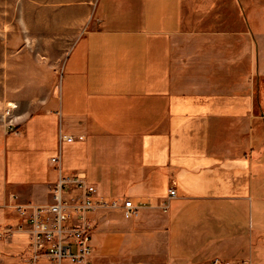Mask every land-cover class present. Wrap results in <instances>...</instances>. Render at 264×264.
<instances>
[{"label": "crops", "instance_id": "1", "mask_svg": "<svg viewBox=\"0 0 264 264\" xmlns=\"http://www.w3.org/2000/svg\"><path fill=\"white\" fill-rule=\"evenodd\" d=\"M195 1L70 4L76 22L89 6V27L57 93L18 128L0 123V207L50 201L59 174L83 171L137 206L90 212L91 264H264V25L228 45ZM13 235L0 249L21 247Z\"/></svg>", "mask_w": 264, "mask_h": 264}, {"label": "rangeland", "instance_id": "2", "mask_svg": "<svg viewBox=\"0 0 264 264\" xmlns=\"http://www.w3.org/2000/svg\"><path fill=\"white\" fill-rule=\"evenodd\" d=\"M91 0H0V123L18 128L22 117L41 111L57 93L60 64L71 42L89 27L90 9L79 12V22L68 11L77 2ZM206 15L216 16L215 28L225 30L226 44H235L233 32L254 31L264 25V0H208L201 5ZM214 19V18H213ZM228 60H236L229 53ZM50 96V97H49ZM4 157V156H3ZM0 162V182L11 179L12 160ZM16 197L14 198V200ZM17 202V201H15ZM25 231L13 205L0 207V241ZM27 242L14 251L0 249V264H21L19 255Z\"/></svg>", "mask_w": 264, "mask_h": 264}, {"label": "built area", "instance_id": "3", "mask_svg": "<svg viewBox=\"0 0 264 264\" xmlns=\"http://www.w3.org/2000/svg\"><path fill=\"white\" fill-rule=\"evenodd\" d=\"M60 139L71 141L72 137L64 134ZM58 159L50 157L52 163ZM174 194L175 189L169 188L168 195ZM50 196L47 202L14 205L27 235L19 255L21 264H91L94 224L88 218L90 212L95 208H120L122 215L129 218L137 209L128 198L98 195L83 171L59 174L51 185Z\"/></svg>", "mask_w": 264, "mask_h": 264}]
</instances>
